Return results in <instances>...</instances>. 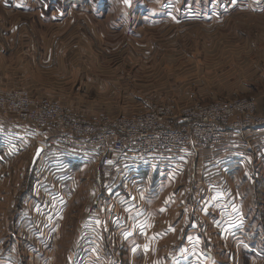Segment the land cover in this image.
<instances>
[{
	"label": "rangeland",
	"instance_id": "rangeland-1",
	"mask_svg": "<svg viewBox=\"0 0 264 264\" xmlns=\"http://www.w3.org/2000/svg\"><path fill=\"white\" fill-rule=\"evenodd\" d=\"M64 1H57L58 16L54 14L57 22L43 23L32 13H13L12 16L13 21L16 18L20 20V26H26L23 31L26 38L39 40L42 45L46 41H55L52 51L62 55L61 69L57 67L54 73L23 80V68L18 66L19 76L16 72L12 75L17 79V85L24 87L3 90H24L30 99L29 92L37 93V98L42 99L33 101L57 102L69 114L94 122L120 117L135 119L155 111L179 114L182 107L245 98L254 99L258 111L264 109V12L259 15L239 9L227 16L220 15L218 12L226 10V5L225 8L218 6L212 0ZM200 13L213 17L207 20L208 17L202 18L198 15ZM11 51L7 50L8 54L1 62L4 73L10 68L15 69L12 68L14 60V64L19 61V64L24 62L27 66L26 57L13 59ZM36 67L44 69L40 64ZM168 105H171L169 111ZM208 156L204 158L208 159ZM27 161L18 160L1 172L2 240L8 239L12 219H37L49 209L47 206L42 210L35 208L29 202L31 178L28 177ZM203 162L197 167L191 162L192 170L190 165L183 167L177 182L180 186L176 190L184 192L188 187L194 189L198 185L206 189L207 180L200 169ZM189 170L197 181L199 179L198 184L187 180ZM195 171L200 175L197 176ZM235 173L237 177L228 180L230 189L233 187L237 191L247 221L255 219L246 231L247 246L251 244L254 249L248 256L233 250L219 229L207 222L200 206L197 212H190L191 208L186 206L187 193H181L172 208L162 212L166 214L153 222V231L174 224L170 232L157 233L164 238L158 237L151 243L147 233L116 235L108 232L104 237L89 238L91 244L96 242L99 245L95 251L84 243L87 239L82 237L84 217L92 209L100 211L102 206L103 221L111 226L108 210L121 209L117 202L97 207L102 188H97L96 172L91 170L82 175L81 185L73 191L62 210L64 214H59L52 225L51 229L56 233L47 240L52 248L43 249L42 260L37 259V264H131V260L132 264H158L163 256L166 258L163 251L177 244L184 245L187 241L189 245L195 236L203 238L206 243H213L209 246L220 258L218 263L264 264V174L247 179L243 171ZM157 174L153 172L150 175L146 186L151 194L154 187L151 180ZM91 177L96 185L92 195L96 190L98 195L94 207L89 199ZM208 196L211 198L210 193ZM179 202L184 204V209L179 207ZM207 203L206 200L204 204ZM150 207L152 211H160L155 202ZM191 217L199 223V230L188 229ZM92 221L96 222L94 218ZM121 241V246H118ZM135 242L138 248L132 250ZM147 243L148 256L144 257L142 253L147 248L142 246ZM224 249L232 251L233 255L226 257ZM92 250L95 252H90V256H83Z\"/></svg>",
	"mask_w": 264,
	"mask_h": 264
},
{
	"label": "crops",
	"instance_id": "crops-1",
	"mask_svg": "<svg viewBox=\"0 0 264 264\" xmlns=\"http://www.w3.org/2000/svg\"><path fill=\"white\" fill-rule=\"evenodd\" d=\"M57 1L0 0V88L24 87L18 86L15 82L17 79L12 75L13 72H16V75L19 76V73H17L18 66L23 68V80H26L27 77L30 79L38 78L40 74L54 73L53 70L57 67L61 69L62 55L53 54L52 51L55 41H46L45 45H42L39 40L28 39L23 36L26 26H20V20L18 21L16 18L14 21L12 20L14 14L32 13L43 23L57 22L58 19L54 17V14L58 16L59 12ZM212 1L224 8L226 5V10L222 9L221 12H218L220 15L227 16L239 9L259 15L264 12V0ZM54 2H56L58 8L56 5L54 6ZM56 11L57 13H55ZM198 15H201L202 18L208 17L207 20L213 17L204 13ZM166 17H168L167 14ZM23 23L27 25V22ZM53 39L54 37L52 41ZM7 50H12L13 59L26 57L27 66L24 62H22V65L19 64V61H17L18 64H14L16 63L14 60L12 68L15 69L9 67V71L6 70V73H4L1 62H4V56L8 54ZM13 50L15 51L13 52ZM38 64L44 69L39 70L36 67ZM28 72H30L29 75ZM29 95L32 99H42L37 98V93L29 92ZM57 134H59L57 130L43 129L38 132L28 123L10 122L0 118V177H3V169L8 168L9 165L18 160L25 162L27 159L28 177L31 178L29 202L32 206L41 210L43 207L46 208L45 206L49 208L46 209L47 211L42 217L37 219L30 217V219L17 218L10 221V227L12 228L9 229L10 232L7 234L8 239L2 240V237H0V264H33V262L37 264V259L42 260L43 249L52 248L47 241L52 239V236L56 233L51 229L52 225L58 219L59 214H64L63 209L66 207L71 195H73V191L81 185L82 175L89 173L91 170L96 172L97 188H102L101 193H99L101 198L97 207L107 202L110 204L111 202H117L121 209L117 211L108 210L110 211L111 219L109 222L111 226L108 222L103 221L104 209L102 206L100 211L91 208V212L84 217L85 226L84 228L83 226L80 227L83 228L82 237L87 239L84 243L89 245L90 248H94L95 251L99 248V245L96 242L91 244L92 241L89 238L97 235L104 237L108 232L116 235L147 233V237H151L149 239L153 243L154 239L157 240L161 236H158V232L173 230L174 224L154 231L152 226L156 219H160L166 214L162 212L172 208L174 202H176L175 200L180 198L181 193H187L186 196L189 197L186 206L191 208L190 212H197L200 206L207 222L213 228L219 229L218 232L230 242L236 253L241 254V252H244L248 256L250 251L254 250L251 248V244L247 246L246 231L250 226V222H254L255 219L247 221V216L243 213L242 205L239 203L238 193L233 187L230 189L228 180L231 181L237 177V173H235L237 171H243L247 179L250 177L255 179L264 174V125L260 128L247 129L237 133L235 138L220 144L213 152L184 150L168 155L153 153L143 158L132 154H119L112 146H109L103 155H99L92 146L86 145V141L82 138H72L70 148L63 151L59 147L50 144L56 139ZM36 142H42L46 149L41 150L37 158H34L37 150ZM206 155H209L208 159L204 158ZM191 162L195 164V167L200 166V163L203 162L200 169L203 170V175L207 180L206 189L203 190L198 185L194 189L188 187L184 192L176 190L180 186L177 182L182 176L183 167L190 165V170H192ZM190 170L187 171L189 175L187 180L198 184L199 179L197 181ZM153 172L158 174L151 180V185L154 186L151 194L146 186ZM195 172L197 176L200 175L197 171ZM89 183V199L91 200V206L94 207L98 195L97 190L95 195H92V190L96 188L92 177ZM60 190L62 192H59ZM209 193L211 198L208 196ZM206 200L209 203H207L208 205L204 204ZM154 202L160 211H152L150 205H153ZM178 205L181 209H184L183 203L179 202ZM192 216L195 218L194 215ZM93 218L96 222L92 221ZM198 224L191 217L188 229L199 230ZM246 225L247 227L244 228ZM161 238H164V236ZM187 242L184 245L177 244L174 245V248L171 247L165 252L163 251L167 259L163 256L158 264H224L223 262L218 263L220 258L216 256L212 246H209L213 244L212 242L207 241L208 243H206L203 238L196 236L191 238L189 245H187ZM121 244L122 241L118 246H121ZM133 245H131L133 246L132 250L138 248V243L135 242ZM147 246L148 243L146 246H142L147 248L142 253L144 257L148 256ZM95 251H88L83 256L87 258L90 256V252L94 253ZM223 253L226 257L233 255L232 251L230 252L227 249H224ZM130 254L132 255V251ZM229 263L231 262L225 264Z\"/></svg>",
	"mask_w": 264,
	"mask_h": 264
},
{
	"label": "built area",
	"instance_id": "built-area-1",
	"mask_svg": "<svg viewBox=\"0 0 264 264\" xmlns=\"http://www.w3.org/2000/svg\"><path fill=\"white\" fill-rule=\"evenodd\" d=\"M168 106L169 111L171 105ZM179 111V114L155 111L135 119L120 117L94 122L69 114L57 102L33 101L24 90L0 88V118L28 123L38 132L57 130L59 134L50 144L63 151L70 148L72 138H82L99 155L109 146L119 154L142 158L184 150L207 153L231 141L239 132L264 125V109L258 111L252 98L198 104ZM36 147L46 149L42 142H36Z\"/></svg>",
	"mask_w": 264,
	"mask_h": 264
},
{
	"label": "water",
	"instance_id": "water-1",
	"mask_svg": "<svg viewBox=\"0 0 264 264\" xmlns=\"http://www.w3.org/2000/svg\"><path fill=\"white\" fill-rule=\"evenodd\" d=\"M40 152H41V148H37L34 158H37V156L40 154Z\"/></svg>",
	"mask_w": 264,
	"mask_h": 264
},
{
	"label": "snow or ice",
	"instance_id": "snow-or-ice-1",
	"mask_svg": "<svg viewBox=\"0 0 264 264\" xmlns=\"http://www.w3.org/2000/svg\"><path fill=\"white\" fill-rule=\"evenodd\" d=\"M125 2L127 3V2H128V0H125Z\"/></svg>",
	"mask_w": 264,
	"mask_h": 264
}]
</instances>
